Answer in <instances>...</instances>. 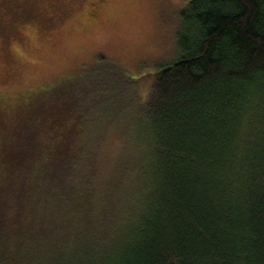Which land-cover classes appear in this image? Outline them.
Masks as SVG:
<instances>
[{"label":"trees","instance_id":"1","mask_svg":"<svg viewBox=\"0 0 264 264\" xmlns=\"http://www.w3.org/2000/svg\"><path fill=\"white\" fill-rule=\"evenodd\" d=\"M185 1L177 56L133 80L149 83L132 205L112 219L102 202L97 222L87 206L91 224L70 234L60 211L53 228L32 205L17 236L41 229L39 249L16 262L4 227L0 264H264V0Z\"/></svg>","mask_w":264,"mask_h":264},{"label":"rangeland","instance_id":"2","mask_svg":"<svg viewBox=\"0 0 264 264\" xmlns=\"http://www.w3.org/2000/svg\"><path fill=\"white\" fill-rule=\"evenodd\" d=\"M185 3L0 0V233L10 230V258L40 247L41 229L33 243L17 236L32 205V219L53 228L60 211L65 234L90 223L87 206L97 222L102 202L112 219L132 205L149 83L133 80L175 59ZM22 173L32 184L16 192Z\"/></svg>","mask_w":264,"mask_h":264}]
</instances>
